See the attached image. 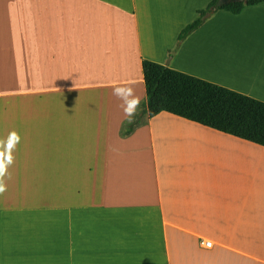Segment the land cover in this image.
I'll use <instances>...</instances> for the list:
<instances>
[{"label":"crops","instance_id":"1","mask_svg":"<svg viewBox=\"0 0 264 264\" xmlns=\"http://www.w3.org/2000/svg\"><path fill=\"white\" fill-rule=\"evenodd\" d=\"M209 1L0 0V264H264V146L113 95L150 59L264 101V2L168 58Z\"/></svg>","mask_w":264,"mask_h":264},{"label":"trees","instance_id":"2","mask_svg":"<svg viewBox=\"0 0 264 264\" xmlns=\"http://www.w3.org/2000/svg\"><path fill=\"white\" fill-rule=\"evenodd\" d=\"M217 0L197 10L196 17L179 32L176 43L168 51V58L183 41L208 18L210 7ZM264 0L233 1L221 4L218 9L238 13L245 5ZM215 10V11H216ZM145 84V101L134 118L153 116L166 111L216 130L264 146V101L242 92L172 68L167 63L142 59Z\"/></svg>","mask_w":264,"mask_h":264},{"label":"clouds","instance_id":"3","mask_svg":"<svg viewBox=\"0 0 264 264\" xmlns=\"http://www.w3.org/2000/svg\"><path fill=\"white\" fill-rule=\"evenodd\" d=\"M113 95L122 101V109L127 124L134 123V118L137 111L140 109V97L136 96L134 89L131 86H116L113 88ZM20 137L17 133L11 132L7 140H0V148H3V152H0V195L6 190V184L4 178L10 174L8 173V167L13 163L12 151L19 143Z\"/></svg>","mask_w":264,"mask_h":264},{"label":"water","instance_id":"4","mask_svg":"<svg viewBox=\"0 0 264 264\" xmlns=\"http://www.w3.org/2000/svg\"><path fill=\"white\" fill-rule=\"evenodd\" d=\"M233 1H243V2H246V0H217L216 3L213 6L210 7V10L211 11H214L221 4L228 3V2H233Z\"/></svg>","mask_w":264,"mask_h":264},{"label":"built area","instance_id":"5","mask_svg":"<svg viewBox=\"0 0 264 264\" xmlns=\"http://www.w3.org/2000/svg\"><path fill=\"white\" fill-rule=\"evenodd\" d=\"M203 245H204V247H211L212 243L210 241H204Z\"/></svg>","mask_w":264,"mask_h":264}]
</instances>
